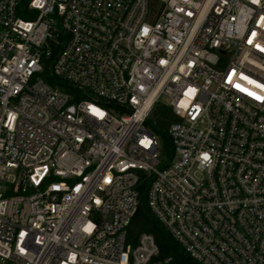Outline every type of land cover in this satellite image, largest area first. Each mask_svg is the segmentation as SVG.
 Listing matches in <instances>:
<instances>
[{
	"label": "built area",
	"instance_id": "obj_1",
	"mask_svg": "<svg viewBox=\"0 0 264 264\" xmlns=\"http://www.w3.org/2000/svg\"><path fill=\"white\" fill-rule=\"evenodd\" d=\"M141 173L190 258L264 264V0H0V264H168Z\"/></svg>",
	"mask_w": 264,
	"mask_h": 264
},
{
	"label": "trees",
	"instance_id": "obj_2",
	"mask_svg": "<svg viewBox=\"0 0 264 264\" xmlns=\"http://www.w3.org/2000/svg\"><path fill=\"white\" fill-rule=\"evenodd\" d=\"M66 90L69 87L65 86ZM175 120L170 109L163 104H156L146 125L159 138L160 152L163 158L171 156V144L167 134L169 124ZM151 177L141 173L138 185L139 202L134 216L127 227V241L134 244L140 233H149L158 246L159 258H168V264H199L190 258L184 249L171 237L163 225L153 216L147 204V190Z\"/></svg>",
	"mask_w": 264,
	"mask_h": 264
},
{
	"label": "rangeland",
	"instance_id": "obj_3",
	"mask_svg": "<svg viewBox=\"0 0 264 264\" xmlns=\"http://www.w3.org/2000/svg\"><path fill=\"white\" fill-rule=\"evenodd\" d=\"M162 102H163V100H162Z\"/></svg>",
	"mask_w": 264,
	"mask_h": 264
}]
</instances>
